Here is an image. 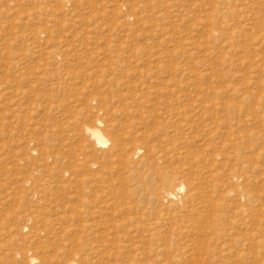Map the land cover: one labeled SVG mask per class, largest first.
<instances>
[{
    "label": "rangeland",
    "instance_id": "rangeland-1",
    "mask_svg": "<svg viewBox=\"0 0 264 264\" xmlns=\"http://www.w3.org/2000/svg\"><path fill=\"white\" fill-rule=\"evenodd\" d=\"M71 263L264 264V0H0V264Z\"/></svg>",
    "mask_w": 264,
    "mask_h": 264
},
{
    "label": "bare ground",
    "instance_id": "bare-ground-1",
    "mask_svg": "<svg viewBox=\"0 0 264 264\" xmlns=\"http://www.w3.org/2000/svg\"><path fill=\"white\" fill-rule=\"evenodd\" d=\"M96 126H100V122L96 123ZM85 133L88 134L89 136V141H91L96 147H104L107 144V139L105 138V136L102 134V131L97 128V127H86L85 128ZM136 153L138 152V150L136 149L135 151ZM134 152V153H135ZM165 183L168 185V180L165 179ZM170 186V185H169ZM184 187L182 186V184H178L176 187H174L171 190H167L163 192V199L168 200V199H172L175 196L174 192H181L183 191ZM242 193V192H241ZM177 195V194H176ZM239 196V194H236ZM176 197V196H175ZM177 199V198H176ZM180 200V199H179ZM199 246H202L201 243L198 244ZM198 246V248H199ZM196 248V246H195ZM199 250V249H198ZM197 249L195 251H198ZM200 254V253H199ZM194 258V257H193ZM34 259L31 258L30 262H33ZM73 264V263H71Z\"/></svg>",
    "mask_w": 264,
    "mask_h": 264
}]
</instances>
